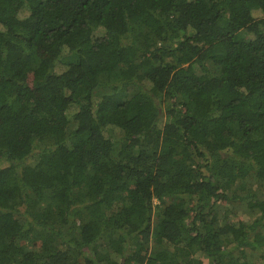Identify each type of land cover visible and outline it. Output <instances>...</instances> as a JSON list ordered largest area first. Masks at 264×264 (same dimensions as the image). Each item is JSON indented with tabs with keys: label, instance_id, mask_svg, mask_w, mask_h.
Wrapping results in <instances>:
<instances>
[{
	"label": "trees",
	"instance_id": "1",
	"mask_svg": "<svg viewBox=\"0 0 264 264\" xmlns=\"http://www.w3.org/2000/svg\"><path fill=\"white\" fill-rule=\"evenodd\" d=\"M0 264H264V0H0Z\"/></svg>",
	"mask_w": 264,
	"mask_h": 264
},
{
	"label": "rangeland",
	"instance_id": "2",
	"mask_svg": "<svg viewBox=\"0 0 264 264\" xmlns=\"http://www.w3.org/2000/svg\"><path fill=\"white\" fill-rule=\"evenodd\" d=\"M199 73H200V71H199ZM155 203H156V201H155ZM242 207L243 206L240 207L239 203L235 204V205L233 203L219 204V209H218L219 218H222L223 216H225V213L227 211H230L229 214L232 215V219L235 222L239 221V220H242L246 223L253 221L254 215L243 212ZM248 253H251V251H248ZM257 255L258 254H256V256Z\"/></svg>",
	"mask_w": 264,
	"mask_h": 264
}]
</instances>
